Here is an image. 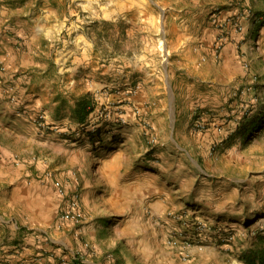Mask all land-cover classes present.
Here are the masks:
<instances>
[{
	"label": "rangeland",
	"instance_id": "374dc122",
	"mask_svg": "<svg viewBox=\"0 0 264 264\" xmlns=\"http://www.w3.org/2000/svg\"><path fill=\"white\" fill-rule=\"evenodd\" d=\"M228 7L251 6L244 0H0L3 95L18 103L14 89L21 82L40 96L30 116L26 107L11 115L31 120L40 137V153L32 157L40 161V185L51 176L56 189L54 174L63 173L57 178L64 194L40 236L46 244L65 232L69 245L51 260L40 255L41 264H262L264 44L254 51L247 40L239 46L228 40L239 63L232 69L220 63L227 43L220 48L216 34L204 33L216 32L213 19ZM10 48L30 55L28 61L21 55L9 61ZM77 49L90 55L79 68L72 58ZM5 128L0 119V139L10 146L14 138ZM104 137L117 144L131 138L142 170L170 190L183 189L160 210L150 237L141 230L143 216L138 225L142 210L97 219L101 193L84 183L89 174L99 176L102 157L85 154L81 144L99 146ZM73 203L78 221L64 220ZM129 214L138 215L134 227L122 230ZM32 258L29 264L38 256Z\"/></svg>",
	"mask_w": 264,
	"mask_h": 264
},
{
	"label": "crops",
	"instance_id": "0c3cea01",
	"mask_svg": "<svg viewBox=\"0 0 264 264\" xmlns=\"http://www.w3.org/2000/svg\"><path fill=\"white\" fill-rule=\"evenodd\" d=\"M244 4L264 14V0H244ZM231 10L233 11V8L228 7L224 13ZM209 30L211 31L204 34L207 38L208 35L214 38L215 30ZM260 40L261 42L263 40L264 44V25L260 30ZM235 48L233 41L227 42L219 60L230 69L234 68L235 64L237 65V61L239 63V55L235 53ZM8 51V57L11 58L8 60L17 63L21 54L12 48ZM205 51L208 54L207 49ZM85 53L86 51L83 52L82 49L74 52L73 62L78 68L90 59V55ZM29 56L23 53L20 57L28 61ZM4 57L0 54V60ZM20 83H15L14 92L19 98V102L15 104L7 101L3 95L4 90L0 86V119L6 126L5 133L14 138L10 146L3 145L5 143L0 139V264H29V259L37 256L33 264H41L40 255H45L43 261L51 260L53 253L59 255L63 248L68 247L69 240L65 237V232L57 238H50V242L46 244L42 242L40 236V230L44 229L43 227L54 215L55 203H59V195L52 184L51 176H44L42 180L44 185H40V161L34 163L32 159L35 156L33 155L35 150L40 153V137L37 138L31 120L18 113L15 116L11 115L18 108L26 107L31 112L30 116L32 110H38L40 106V96L32 94L27 90L26 84L21 85ZM86 85L87 89L91 87L90 82ZM24 122H27L26 125ZM9 126L12 129H9ZM24 143H27L26 148L12 147L15 144ZM81 145L85 154L93 156L100 153L102 157L99 176L93 177L89 174L90 181L84 183L92 187L97 186V191L101 193L98 198L101 212L97 219L105 222L104 220L117 210H126L130 207L135 208L137 212L142 210L139 217L137 214H129L126 221L122 222L121 228L122 230L133 228L136 217L140 225L143 216V221H145L143 228L145 229L141 230H145L144 236L150 237L155 230L153 221L162 215L163 209L172 206L174 194H182L183 189L177 185V188L172 186L170 190L167 187L168 182L158 183L154 172L142 170L139 161L140 154L134 149L129 137L120 144L116 141L112 143L107 137L99 146H91L88 140H84ZM74 150L76 154L77 151L80 153L79 148H74ZM16 156L19 158L18 161L15 160ZM126 163L129 166L127 168ZM58 174L62 176L63 173L55 172L54 174L56 180L60 181L57 178ZM71 179L77 183L74 177ZM5 243L13 245L2 246ZM49 251L51 253L47 254Z\"/></svg>",
	"mask_w": 264,
	"mask_h": 264
},
{
	"label": "built area",
	"instance_id": "2783aa9c",
	"mask_svg": "<svg viewBox=\"0 0 264 264\" xmlns=\"http://www.w3.org/2000/svg\"><path fill=\"white\" fill-rule=\"evenodd\" d=\"M216 27V44L218 47H223L228 40H235L237 46L247 40L251 50L258 51L261 47L259 34V25L264 22V16L258 14L251 7L238 8L233 12L216 15L213 19ZM123 122V118H119ZM55 187L59 194H64L63 184L60 181H55ZM72 207L66 210L62 218L64 220L78 221L79 215ZM205 225H199V229L203 230ZM189 243L183 242L181 246V254L184 260L189 258Z\"/></svg>",
	"mask_w": 264,
	"mask_h": 264
},
{
	"label": "trees",
	"instance_id": "16d2710c",
	"mask_svg": "<svg viewBox=\"0 0 264 264\" xmlns=\"http://www.w3.org/2000/svg\"><path fill=\"white\" fill-rule=\"evenodd\" d=\"M84 108H86V106ZM87 113H88V111H87ZM80 120L83 122L84 121V117H80ZM261 263L263 264L264 261H261Z\"/></svg>",
	"mask_w": 264,
	"mask_h": 264
}]
</instances>
